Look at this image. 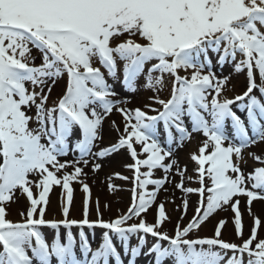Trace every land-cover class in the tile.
Returning a JSON list of instances; mask_svg holds the SVG:
<instances>
[{
	"label": "snow or ice",
	"instance_id": "obj_1",
	"mask_svg": "<svg viewBox=\"0 0 264 264\" xmlns=\"http://www.w3.org/2000/svg\"><path fill=\"white\" fill-rule=\"evenodd\" d=\"M233 74L246 82L229 97ZM109 80L150 102L124 106ZM193 134L190 175L177 152ZM261 145L264 0H0V264H264ZM106 164V190L129 193L107 219L87 179ZM54 187L61 218L48 219Z\"/></svg>",
	"mask_w": 264,
	"mask_h": 264
},
{
	"label": "rangeland",
	"instance_id": "obj_2",
	"mask_svg": "<svg viewBox=\"0 0 264 264\" xmlns=\"http://www.w3.org/2000/svg\"><path fill=\"white\" fill-rule=\"evenodd\" d=\"M216 71H217V73H219L221 71V69L217 67L216 68ZM229 71H230V65H225V67L223 69L224 74H228ZM245 82H246V80H245L244 74H233L232 80H231V83H230V91L227 92V95L229 97H231V96H234L236 94H239V92L243 90L244 85H245ZM109 83L110 84H115L118 88L120 87L119 89L122 90V91L124 90L123 87H122V85H121V83L119 81H115L114 82L112 80H109ZM59 91H60V88L59 87L54 90L52 99H55L56 98V95L59 93ZM123 93H127V95L124 94L125 95L124 96V95H120L119 94V96L117 98L118 99H121V100H127L128 101L127 105H124V106H127V107H129V103L132 102V101L134 103H137V104L140 103L141 104V102L142 101H145L148 96L153 95V93L151 91L146 90L144 88H140V90L137 91V92H135V93L127 92L125 90L123 91ZM129 94L133 98H131V97L128 98V95ZM162 95L164 97H166L167 96V91H165ZM130 107H132V106H130ZM132 108H134V107H132ZM111 120H116L118 123H120L121 117H120V115L118 113H115L114 112L112 114V116L110 117V119H108V120L105 121V123L107 122V125H108L107 129H104V135H105L104 143L105 144L109 143L115 137V135H116L115 132L111 129V126H110ZM200 140L201 139H199V137H197L196 134H193L192 140L190 142H188V141L185 142L186 145H184V147L182 148V152L180 153V156H179L181 162L182 163H186L188 165L189 174L190 175H193L192 168H193L194 165H193V162L190 161L189 155H190V153L198 150L199 144L201 142ZM255 151L257 153H260L257 150H255ZM126 174H129V173H126ZM115 183L121 184L125 188V185H126L125 182H122V181L117 180V181H115ZM90 185H91V189L93 190V194L96 195V197L97 196L101 197V199H102L101 202L105 203L104 202V199L105 198L102 196V194L103 193H106V191L103 190V188H101L103 190V192H102L101 189H99L100 187L98 185H95V184H92V183H90ZM74 187H75V191H77V189H79V186L78 185H75ZM56 188L57 187H54V189H53L54 191L51 193V200L53 198H55V196L57 195V191L55 192V189ZM57 189H59V188H57ZM120 193H122V191H120ZM116 197H117V199L114 200V202H112L111 204H115L116 206H120L118 204L121 202V197H119V196H116ZM128 198H129V195H128ZM55 199H57V198H55ZM78 199L80 200V198H78ZM124 203L127 205L129 203V201L127 200ZM80 204L81 203L79 201L78 202V205L80 206ZM171 207H172V210H171L172 212H168V214L172 217V221L170 223H166V229H165V230H169V231L173 227V219L174 218H177L178 215H179L177 212L174 211V205H171ZM257 207H259V205H257ZM119 208L122 209L121 207H119ZM110 211H112V208H111ZM110 211L109 210H104V218L105 219H107L108 218V215H110L109 214ZM52 212H57V211L51 210V204H50L49 207H48V209H47L46 218L49 219L50 213H52ZM148 218H149V220H151L150 217H148ZM56 231L63 232L64 230L63 229L54 230V229H51L49 227H43L42 228V232L45 234L46 239H49L50 237H52L53 234ZM73 231H74V233H76L77 230L76 229H73ZM85 231H86V234L89 237V240H90L93 248H95L96 246H98V243L100 242V239H101L102 230L99 229V228H96L94 230L93 229H86ZM211 232H212V228L209 225L208 226L206 225L202 229L200 235H210ZM93 237H95V240H93L94 239ZM133 243H135V237H133ZM149 243H151V238H149ZM117 246H119L118 245V242H117ZM164 246H167L166 243L164 244ZM141 257H142V259H147L148 258V257H144V256H141ZM139 264H141V263H139Z\"/></svg>",
	"mask_w": 264,
	"mask_h": 264
},
{
	"label": "bare ground",
	"instance_id": "obj_3",
	"mask_svg": "<svg viewBox=\"0 0 264 264\" xmlns=\"http://www.w3.org/2000/svg\"><path fill=\"white\" fill-rule=\"evenodd\" d=\"M113 85V87H114V89H115V91L117 92V93H119L120 95H127V93H123V91L122 90H120L115 84H112ZM124 95V96H125ZM151 96V95H150ZM131 97V95L129 94L128 95V98H130ZM149 97V96H148ZM131 98H133V97H131ZM146 102H150V101H148L147 99L145 100V101H142L141 102V104L139 103V104H137V103H134L133 101L132 102H130L129 103V107L130 106H132V107H142L143 106V104L144 103H146ZM120 122H121V120H120ZM107 127H108V125H107V122L106 123H104V129H107ZM196 136L197 137H199V139H201L200 141H202L203 140V137H202V135L201 134H196ZM186 145V144H185ZM186 147V146H185ZM255 150H257V151H259V152H261V151H264V145H261L260 147H254L253 149H252V151H255ZM182 152V149H179L178 150V152H177V155L178 156H180V153ZM256 152V151H255ZM245 155H247V154H245ZM73 157H72V155L70 154L69 155V157H68V159H72ZM253 164H254V162L251 160V159H248V164H247V167L250 169L252 166H253ZM108 169V170H107ZM86 171H88V169H86ZM109 171V167H108V165L106 164L105 165V170L104 171H102L101 173H99V176L98 177H92L91 175H89V177L87 178L88 179V182L89 183H92V184H95V185H98L100 188L99 189H101V188H103V190H105L106 191V193H101L102 194V196L106 199H104V202H108V203H112V202H114V200H116L117 199V197L116 196H119V197H121V202L118 204V205H120V206H116L115 204H111V208H112V211H110V215H115L116 214V210L119 208V207H121V208H125V206H126V204L124 203L125 201H129V198H128V195H129V193L127 192V191H122V193H120V192H117L116 194H111V193H109L107 190H106V188H105V186H104V184L103 183H101V181H103V179H104V176H105V173L106 172H108ZM130 174V173H129ZM157 175H159V173H157ZM193 175H195V173H193ZM95 180V182H93ZM193 186H195V185H193ZM128 187H130V185H128V184H126L125 185V189L126 188H128ZM58 188V187H57ZM55 189V192L57 191V195L55 196V198H57V199H55V198H53L52 200H51V210H55V211H57V212H52V213H50V216H49V219H59V218H61L60 217V201H59V192H60V190L59 189ZM103 190L101 189V191L103 192ZM54 191V190H53ZM91 191H92V196H93V199H95L96 198V195H94L93 194V190L91 189ZM176 195H177V198L179 197V192H177L176 193ZM163 196H164V194L163 193H161V198H163ZM74 197H75V199H74V204H73V206H72V209H71V217L72 218H81V211H82V198H83V194H82V192L80 191V188L79 189H77V191H75V193H74ZM97 197H99V196H97ZM78 198H80V200L78 199ZM196 199V197L195 196H193L192 197V200L194 201ZM99 200H100V203H101V205H103L104 203L103 202H101L102 201V199H101V197H99ZM80 201V206L78 205V202ZM124 203V204H123ZM177 203H179V199H177ZM171 205L172 204H169V205H167V208H168V212H172L171 210H172V207H171ZM17 207L18 206H13V216H15V213H16V209H17ZM221 217H227L229 214L228 213H224V212H221L220 214H219ZM108 217H109V215H108ZM149 217L150 218H152L151 217V213L149 214ZM91 218H95V213H94V211H93V213H92V217ZM176 221H177V218H174L173 219V225L176 223ZM245 222L247 223L248 221H247V217H245ZM214 223H215V221H212V222H210V223H208L207 224V226L209 225L211 228H212V230H213V225H214ZM224 235H225V237L227 238V237H229V236H231L232 235V225L231 224H229L228 225V227L224 230ZM261 235L262 236H264V232H262L261 233ZM97 236V235H96ZM94 239L93 240H95V237H93ZM233 239L235 238L234 236L232 237ZM148 259L149 258H147V259H142V257H140L139 259H138V261H139V263H141V264H147L146 262L148 261ZM165 264H170V261H166L165 262Z\"/></svg>",
	"mask_w": 264,
	"mask_h": 264
}]
</instances>
